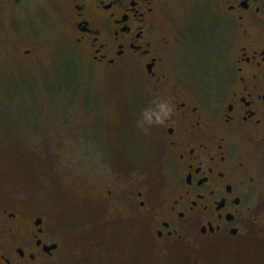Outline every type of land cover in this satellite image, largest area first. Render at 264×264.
Instances as JSON below:
<instances>
[{"label": "flooded vegetation", "instance_id": "1", "mask_svg": "<svg viewBox=\"0 0 264 264\" xmlns=\"http://www.w3.org/2000/svg\"><path fill=\"white\" fill-rule=\"evenodd\" d=\"M48 1L85 67L128 76L127 104L85 89L97 118L82 142L70 125L67 141L26 126L34 144L21 141L18 160L36 167L19 172L14 201L0 206V264H58L73 208L95 207L87 226L101 236L142 219L165 251L178 239L196 252L264 246V0H206L182 24L174 0ZM36 40L17 41L26 67L43 52ZM161 100L173 112L142 131L143 111ZM66 158L98 159V173L84 166L55 178ZM50 190L52 200L34 201Z\"/></svg>", "mask_w": 264, "mask_h": 264}, {"label": "rangeland", "instance_id": "2", "mask_svg": "<svg viewBox=\"0 0 264 264\" xmlns=\"http://www.w3.org/2000/svg\"><path fill=\"white\" fill-rule=\"evenodd\" d=\"M205 1L174 0L171 15L182 24L181 21L189 15L193 17L188 18L199 16ZM193 29L192 32H196L197 25H193ZM27 37L39 40L43 51L35 65L30 67L19 62L17 46V41L23 42ZM78 55L57 22L56 11L51 10L48 0H0V206L14 201L19 172L26 171L31 175V169L36 167V164L20 167L18 160L21 141L25 145L33 141V133H28L26 127L28 124L42 126L40 130L44 129L46 139L56 136V141H61L60 138L67 141L74 136L82 142L85 136L96 131V128L89 127L87 120L97 118L95 108H90L84 101L85 89L91 93H98V90L114 93L121 100L120 105L127 104L128 76L125 73L100 76L98 70L85 67ZM47 89L53 91L50 93ZM75 89L76 96L71 99ZM121 110L126 117L125 107ZM18 119L23 123L16 122ZM16 124L22 125L18 133ZM69 125L74 132L71 137L67 135ZM119 134L121 136L122 132ZM84 166L87 172L98 173V159L66 158L55 161L54 177L59 175L62 179ZM38 185L35 181L28 182L25 189L30 190V186L37 189ZM53 192L50 190L45 197L35 195L33 199L46 203L49 198H54ZM94 216H98L95 207L86 211L84 208L71 209L70 218L64 224L70 231L68 252L58 264H264L262 243L247 248L216 245L196 252L178 239L166 243L165 251L163 243H158L142 219L136 218L131 228L119 226L101 236L98 230L87 226Z\"/></svg>", "mask_w": 264, "mask_h": 264}, {"label": "clouds", "instance_id": "3", "mask_svg": "<svg viewBox=\"0 0 264 264\" xmlns=\"http://www.w3.org/2000/svg\"><path fill=\"white\" fill-rule=\"evenodd\" d=\"M174 106L167 100H161L155 108L145 109L139 121L142 131L148 132L153 124L164 123L173 112Z\"/></svg>", "mask_w": 264, "mask_h": 264}, {"label": "trees", "instance_id": "4", "mask_svg": "<svg viewBox=\"0 0 264 264\" xmlns=\"http://www.w3.org/2000/svg\"><path fill=\"white\" fill-rule=\"evenodd\" d=\"M9 40V39H8ZM28 112L30 113V111L28 110ZM37 121V120H36ZM16 122H18L19 124H20V122H22L23 123V120H17ZM15 122V123H16ZM19 124H16V132H17V129H18V127H20L19 126ZM25 125V124H24ZM38 126H40V125H38ZM32 144H34L33 143V141H31L30 143H28L26 146L28 147V148H30L31 146H32ZM20 161H19V165H20V167H26L28 164V166H32V165H34V162L36 161L35 159H29V158H26V159H19Z\"/></svg>", "mask_w": 264, "mask_h": 264}]
</instances>
